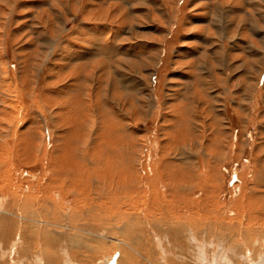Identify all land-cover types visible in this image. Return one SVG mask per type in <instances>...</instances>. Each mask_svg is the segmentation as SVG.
<instances>
[{
    "label": "rangeland",
    "instance_id": "obj_1",
    "mask_svg": "<svg viewBox=\"0 0 264 264\" xmlns=\"http://www.w3.org/2000/svg\"><path fill=\"white\" fill-rule=\"evenodd\" d=\"M0 134V204L36 219L17 226L0 209V264L259 263L264 0H0ZM70 156L88 179L60 204L38 181ZM103 158L118 169L97 172ZM40 190L49 209L24 203ZM51 205L65 214L58 240L35 223L61 221ZM168 221L195 241L170 238Z\"/></svg>",
    "mask_w": 264,
    "mask_h": 264
},
{
    "label": "bare ground",
    "instance_id": "obj_2",
    "mask_svg": "<svg viewBox=\"0 0 264 264\" xmlns=\"http://www.w3.org/2000/svg\"><path fill=\"white\" fill-rule=\"evenodd\" d=\"M151 91V90H150ZM150 93V92H149ZM151 99V98H150ZM107 123V122H106ZM114 124V123H113ZM108 126V125H107ZM3 127V126H2ZM108 128V127H107ZM4 129V128H3ZM3 129L1 130V131H3ZM6 131V130H5ZM4 131V132H5ZM3 132V133H4ZM6 133V132H5ZM1 135V134H0ZM4 137H6V136H4ZM4 140H5V138H3ZM121 140V139H120ZM1 141V140H0ZM120 142V141H119ZM2 143H3V141H2ZM3 145V144H2ZM1 145V146H2ZM200 145V144H199ZM35 147V146H34ZM34 147H32V148H34ZM2 148V147H1ZM75 148V147H74ZM3 149V148H2ZM5 150V149H4ZM77 150V149H76ZM75 150V151H76ZM6 151V150H5ZM76 153V152H75ZM66 154V153H65ZM80 154V153H79ZM76 155V154H75ZM37 157V156H36ZM81 157H82V155H81ZM103 157V156H102ZM101 157V158H102ZM0 158H2L1 156H0ZM75 158H77V156H75ZM74 158V159H75ZM83 158V157H82ZM93 158V157H92ZM110 158V157H109ZM108 158V159H109ZM73 159V157L71 158V156H70V158L68 159V160H66L65 162H64V167L63 168H60L59 166H55V167H53L54 168V170L53 171H51L52 172V174L51 175H49V177L47 176V173L45 172L44 173V177H43V179H40L38 182L39 183H41V184H39V186H40V188L46 183H44V181L45 180H47V182L49 181V182H51V183H53L54 185H56V186H58L59 187V189H58V191L59 192H57V197H58V200H57V202L58 203H60L61 204V201L62 202H64L65 200H66V198H62V190L65 188V186H67V187H69V188H75V190H77V188L75 187L77 184L75 183L77 180H79L80 181V183H81V181H83V179H88L87 178V174L85 173V164H79V165H77V162L75 161ZM84 159V158H83ZM82 159V160H83ZM104 159V158H103ZM182 159V158H181ZM65 160V159H64ZM80 160V159H79ZM95 160H96V158H95ZM145 160V159H144ZM6 161V160H5ZM83 161H85V160H83ZM97 161V160H96ZM99 161H101L100 159H99ZM147 161V160H146ZM184 161V160H183ZM88 162V161H87ZM93 162H94V158H93ZM109 162H111V160L109 161ZM119 162V161H118ZM122 162H124V161H122ZM127 162V161H126ZM131 162V161H130ZM150 162V161H149ZM180 163H183L182 161H179ZM79 163H80V161H79ZM82 163V162H81ZM133 163H134V161H133ZM147 163V162H146ZM145 163V164H146ZM161 163V162H160ZM87 164V163H86ZM96 164V163H95ZM94 164V165H95ZM102 164V163H101ZM112 164V165H111ZM116 164V163H115ZM113 162L112 163H110V164H108V162L107 161H105V159H104V163H103V165H101V167H99V163H98V165L95 167L96 168V171L98 172L100 169H102V175L104 174V173H106L107 172V167L109 168V165H110V167L111 168H115V170H113V172L114 171H116V166H117V164L115 165ZM126 164H128V163H126ZM126 164H125V166L124 167H126ZM130 164V163H129ZM178 164V163H177ZM1 165V164H0ZM135 165V164H134ZM134 165H132V166H134ZM137 165V164H136ZM144 165V164H143ZM155 165V164H154ZM79 166V167H78ZM90 166V165H89ZM88 166V167H89ZM146 166H147V164H146ZM178 166V165H177ZM140 167V166H139ZM143 167H145V165L143 166ZM90 168V167H89ZM128 168H131V167H128ZM136 168V167H135ZM92 169V171L94 170V168H91ZM117 169H118V166H117ZM120 169V168H119ZM148 169V168H147ZM151 169H152V167H151ZM150 169V170H151ZM136 170V169H135ZM146 170V169H145ZM181 170H182V168L181 167H179V171L181 172ZM111 171V170H110ZM148 171V170H147ZM50 171H48V174L49 173H51ZM89 172V171H88ZM100 172V171H99ZM179 172V173H180ZM194 172V171H193ZM195 173H196V171H195ZM96 174V173H95ZM95 174H93V173H91V175L93 176H95ZM124 174V173H123ZM147 174V173H146ZM166 174H169L168 172L166 173ZM166 174H165V176H166ZM198 174V173H197ZM110 175H111V173H110ZM114 175V174H113ZM172 175V174H171ZM3 176V175H2ZM47 176V177H46ZM122 176V175H121ZM173 176V175H172ZM178 176V175H177ZM183 176V175H182ZM200 176V175H199ZM75 177H78L77 179H75ZM90 177V176H89ZM100 177V176H99ZM108 177V176H107ZM106 177V178H107ZM131 177V176H130ZM144 177H146L145 176V174H144ZM151 177V176H150ZM184 177V176H183ZM183 177L181 178L182 180H183ZM91 178V177H90ZM103 178V177H102ZM113 178V177H112ZM95 179V178H94ZM108 179V178H107ZM145 179V178H144ZM184 179H185V177H184ZM193 179V178H192ZM196 179V178H195ZM44 180V181H43ZM96 180V179H95ZM94 180V181H95ZM103 180V179H102ZM104 180H105V178H104ZM109 180V179H108ZM118 180V179H117ZM132 180V179H131ZM147 180V179H146ZM167 180V179H166ZM179 180H180V178H179ZM194 180V179H193ZM122 181V180H121ZM128 181V180H127ZM126 181V182H127ZM132 181H134V180H132ZM132 181H131V183H132ZM150 181V180H149ZM168 181V180H167ZM186 181V180H185ZM202 181H203V179H202ZM99 182V181H98ZM101 182H103V181H101ZM129 182V181H128ZM135 182V181H134ZM171 182H173V181H171ZM176 182V181H175ZM184 182V181H183ZM189 182V181H188ZM50 183V184H51ZM122 183V182H121ZM139 183V182H138ZM156 183V182H155ZM157 183H159V182H157ZM174 183V182H173ZM180 183V182H179ZM181 183H182V181H181ZM49 184V185H50ZM87 184V183H86ZM119 184V183H118ZM143 184H144V181H143ZM185 184V183H184ZM191 184H194V183H191ZM46 185V184H45ZM75 185V186H74ZM104 186H105V184H103ZM134 185V184H133ZM149 185V184H148ZM124 186H125V183H124ZM156 186V185H155ZM185 186H186V184H185ZM184 186V187H185ZM174 187V186H173ZM181 187V186H180ZM190 187V186H189ZM201 187V186H200ZM84 188V187H83ZM116 188V187H115ZM133 188V187H132ZM148 188V187H147ZM166 188V190L167 191H170L168 188H167V186H164V189ZM192 188V187H191ZM37 189H38V187H37ZM48 189H50V188H48ZM54 189H55V187H54ZM53 189V190H54ZM81 189V188H80ZM86 189V188H85ZM85 189H82V190H85ZM121 189V188H120ZM125 189V188H124ZM123 189V190H124ZM72 190V189H71ZM117 190V189H116ZM125 190H127V189H125ZM139 190V189H138ZM148 190V189H147ZM187 190H189V189H187ZM27 191V190H26ZM39 191V190H38ZM37 191V192H38ZM55 191V190H54ZM54 191H52V193L54 192ZM67 191V190H66ZM65 191V192H66ZM172 191V190H171ZM176 194H178L179 192H181L182 191V189H179V188H177V189H175V190H173ZM183 191H185V189L183 190ZM40 192H42V190H40ZM73 192V191H72ZM78 192V191H77ZM83 192V191H82ZM87 192V191H86ZM125 192V191H124ZM146 192V191H145ZM42 193H44L45 194V192H42ZM41 193V194H42ZM68 193H70V192H68ZM119 193V192H118ZM175 193H174V195H175ZM186 193V192H185ZM39 194V193H38ZM73 194V193H72ZM71 194V195H72ZM77 194V193H76ZM120 194V193H119ZM182 194H183V192H182ZM153 195H155L154 197H152L153 199H156L155 200V204L157 203V205L156 206H158L159 204V202H158V200L159 199H161L162 198V196L161 195H159V194H157V193H154ZM17 196V195H16ZM21 196V195H20ZM44 197L43 198H41V200H37V201H35V202H30L29 200H27L28 199V197H25V199H24V203L25 204H32V203H34V205H35V203H39V209H41V207H45V208H48L49 209V207H48V203H47V200H46V194L45 195H43ZM80 196V195H79ZM56 197V198H57ZM101 197V196H100ZM159 199H158V198ZM14 198V197H13ZM18 198V197H17ZM23 198V197H22ZM81 198V197H80ZM113 198V197H112ZM55 199V198H54ZM78 199V198H77ZM138 199V198H137ZM14 200V199H13ZM73 200V199H72ZM85 200V199H84ZM114 201H115V198L113 199ZM112 200V201H113ZM118 200V199H117ZM15 201V200H14ZM19 201H21V200H19ZM119 201V200H118ZM200 201V200H199ZM198 201V202H199ZM54 202V201H53ZM57 202H55V204L57 203ZM67 202V201H66ZM75 202V201H74ZM78 202V201H77ZM119 202H121V201H119ZM123 203V202H122ZM182 203L183 204H181V206H186L185 205V203L182 201ZM187 203V202H186ZM54 204V203H53ZM76 204H78V203H76ZM104 204V203H103ZM115 204V203H114ZM34 205H32V206H34ZM70 205V204H69ZM68 205V206H69ZM75 205V204H74ZM31 206V205H30ZM52 206V208H53V212H54V214L53 215H56L57 214V216H59V218L61 219V221L60 222H55V220H54V222H51V220L49 221V220H47V221H44V220H42L41 222H42V224L40 223V221L39 220H37L35 223L36 224H40V225H46L47 227L48 226H50V228H52V229H50V231H55V233H56V235L57 236H55V240H58L59 238L58 237H62L63 236V234L62 233H60L59 231L60 230H62V227H63V222L65 221L63 218H64V216L63 215H65V214H63L60 210H57L58 208L57 207H55L54 205H51ZM64 206V205H63ZM112 207L113 206H115V207H113L114 209H117V210H119L118 211V215H117V218L119 219V217L121 216V207H123V206H120L119 204H117V205H111ZM167 206V205H166ZM128 207V206H127ZM33 208H35V207H33ZM51 208V209H52ZM76 208V207H75ZM102 208V207H101ZM132 208V207H131ZM157 208V207H156ZM158 208H159V206H158ZM160 208H161V206H160ZM159 208V209H160ZM0 209H4V212H6V215H9V218H13V217H16L15 219H16V221H17V226H20V225H22V223L25 225V224H27V225H29V224H31V223H27V221L29 220L30 222L31 221H35V220H33V217H32V219L31 218H28V217H25V215L24 214H22V212H21V214H14V213H12L10 210H8V209H6V208H3V206H2V204H0ZM63 209H68V210H71L72 212H74L72 209H74V207H73V205H72V207H69V208H63ZM79 209H81V208H79ZM85 209V208H84ZM103 209L104 210H106L105 212L107 213V214H109V213H111V211L112 210H110V207H108V205H105V206H103ZM125 209V208H124ZM130 209V208H129ZM43 210V209H42ZM58 211V212H55V211ZM163 209H161L160 211H162ZM49 211V210H48ZM76 211V210H75ZM101 211V210H100ZM123 211V210H122ZM165 211V210H164ZM163 211V212H164ZM176 211V210H175ZM3 212V211H2ZM2 212H0V214L2 213ZM10 212V213H9ZM115 212V211H114ZM146 212V211H145ZM199 212V211H198ZM65 213V212H64ZM66 213H68V212H66ZM128 213V212H127ZM126 213V211L123 213V216L124 215H128ZM38 214V213H37ZM37 214H35L36 215V217L38 216ZM70 214V213H69ZM133 214V213H132ZM162 214V213H161ZM2 215V214H1ZM4 215V214H3ZM111 215H113V214H111ZM116 215V214H115ZM164 215V214H163ZM200 216H201V214H199ZM73 218H74V215H71ZM71 216H68L67 217V221L66 222H68L69 220H70V218H71ZM96 216V215H95ZM119 216V217H118ZM132 216H134V215H132ZM139 216V215H138ZM6 217V216H5ZM50 217V216H49ZM151 217V216H150ZM199 217V216H198ZM197 217V218H198ZM58 218V217H57ZM111 218V217H110ZM124 217H122V219H123ZM137 218V217H136ZM201 218V217H200ZM52 219V218H51ZM56 219V218H55ZM129 219V218H128ZM137 219H139L138 221L140 222V218H137ZM150 220H151V218H149ZM153 219H155V217L153 218ZM158 219H159V217H158ZM161 219V218H160ZM0 220H2V219H0ZM5 220V219H4ZM9 220V219H8ZM147 220V219H146ZM171 220V219H170ZM201 220V219H200ZM24 221V222H23ZM120 221V220H119ZM134 221H135V217H134ZM148 221V220H147ZM155 222H156V219L154 220ZM158 221V220H157ZM124 222V221H123ZM138 222V223H139ZM169 222V221H168ZM175 222V221H174ZM151 223V222H150ZM149 223V224H150ZM152 223H153V221H152ZM151 223V224H152ZM163 223V222H162ZM167 223V222H166ZM176 223V222H175ZM172 224V223H167V225H168V228H167V230L169 231V237L171 238L173 235H174V233L175 234H182V239L181 238H179L180 240V242L179 243H181V242H183V241H185L184 239H186V240H188L187 238L188 237H186V235H184L183 233H181V232H179V231H181V230H183V228H182V226L181 225H179V223L180 222H177L176 224ZM134 224V223H133ZM180 224H182V223H180ZM39 225V226H40ZM123 225V224H122ZM131 225V224H130ZM129 225V226H130ZM134 225H136V223L134 224ZM156 225H158V224H156ZM156 225L154 226L153 225V227H156ZM166 225V226H167ZM45 226V227H46ZM5 227V225H4V221H2V222H0V228L1 229H3ZM36 227V226H35ZM44 227V228H45ZM74 227V226H73ZM83 227V226H82ZM82 227H80L79 229L78 228H76V229H74V228H72L71 226L69 227V231H71V230H75L76 231V234H78L79 232H82L84 235L83 236H85V237H87V236H89V235H92V233L93 232H91V231H89V230H85L84 228H82ZM131 227V226H130ZM132 227H134V226H132ZM159 227V226H158ZM38 228V227H37ZM123 228V227H122ZM129 228V227H128ZM23 229V228H22ZM29 229V228H28ZM119 229V231L121 230L120 228H118ZM135 229V228H134ZM35 230H37V229H35ZM47 230V229H46ZM45 230V231H46ZM142 230V229H141ZM167 230H166V232H167ZM189 233V237H191L192 239H195V237H194V234H193V231L191 230V229H186ZM185 230V231H186ZM249 230V229H248ZM2 231V230H1ZM27 231V230H26ZM48 231V230H47ZM132 231V230H131ZM133 231H135V230H133ZM132 231V232H133ZM40 232V231H39ZM38 232V233H39ZM73 232V231H72ZM139 232V231H138ZM192 232V233H191ZM260 232V231H259ZM36 233V232H35ZM41 233V232H40ZM135 233V232H134ZM159 233H161V236L159 237V239L161 240V241H166L167 242V240H169L170 238H168L167 236V234L165 233L164 234V232H162V229L160 230V231H157V234H159ZM195 233H197V234H200L199 232H196L195 231ZM70 234V233H69ZM43 235V234H42ZM59 235V236H58ZM71 235V234H70ZM156 235V234H155ZM251 235V234H250ZM257 235H259V234H257ZM13 236V235H12ZM67 236V235H66ZM94 236L97 238V236L98 237H100L101 235L100 234H95L94 233ZM126 236V235H125ZM129 236V235H128ZM178 236V235H177ZM176 236V237H177ZM181 236V235H180ZM195 236H197L196 234H195ZM7 237H8V235H7ZM10 237V236H9ZM68 237H70V236H68ZM68 237L67 238H65V243H66V241H69V240H66V239H68ZM72 237V236H71ZM103 237V236H102ZM101 237V238H102ZM166 237H167V240H165L166 239ZM175 237V236H174ZM198 237V236H197ZM258 237V236H257ZM263 237V236H262ZM21 238V237H20ZM81 237H79L78 239H80ZM249 238V237H248ZM248 238H246L247 240H248ZM6 239V238H5ZM45 239V238H44ZM63 239V238H62ZM74 239H75V237H74ZM129 239V238H128ZM85 240H86V238H85ZM90 240V239H89ZM171 240V239H170ZM177 240H178V238H177ZM63 241V240H62ZM78 241V240H77ZM195 240H188L187 242H186V244L188 245V247L191 245V243L192 242H194ZM21 242V241H20ZM196 242H198L197 240H196ZM74 243H76L75 242V240L74 241H71L70 243L68 242V245H70V247H74L75 245H71V244H74ZM253 243V242H252ZM63 244H64V242H63ZM198 244L200 245V243L198 242ZM197 244V248L199 247V245ZM22 245V244H21ZM67 245V244H66ZM182 245V244H181ZM116 246V245H115ZM64 247V246H63ZM66 247V246H65ZM178 247V246H177ZM184 247V246H183ZM68 248V247H67ZM158 248V247H157ZM180 248V247H179ZM64 249H66V248H63V250ZM128 249V248H127ZM175 249L177 250V248L175 247ZM190 249V248H189ZM199 249V248H198ZM197 249V250H198ZM202 249V248H201ZM238 249V248H237ZM175 250V251H176ZM180 250V249H179ZM185 250V249H184ZM183 249H182V252L184 251ZM221 250H222V248H221ZM36 251V250H35ZM188 251V250H187ZM193 251V250H192ZM223 251V250H222ZM231 251V250H230ZM16 252V251H15ZM46 252V251H45ZM181 252V251H180ZM194 252V254H198V256L196 257L197 259V261H199L200 260V258H201V256H202V254L201 255H199V253L197 252L196 253V251H193ZM194 254H193V256H194ZM18 255V254H17ZM37 257L39 256V253L37 252ZM188 255V254H187ZM190 255V254H189ZM215 255V254H214ZM43 256V255H42ZM124 256V255H123ZM177 256V255H176ZM190 256H192V254L190 255ZM241 256H242V254H241ZM240 256V257H241ZM21 257V256H20ZM189 257V256H188ZM227 257V256H226ZM246 257V256H245ZM16 258V257H15ZM176 258H178V257H176ZM193 258H195V257H193ZM228 258V257H227ZM202 259V258H201ZM16 260V259H15ZM121 260V259H120ZM129 260V259H128ZM168 260V259H167ZM171 260V259H170ZM223 260V259H222ZM225 260V259H224ZM228 260V259H227ZM251 260V259H250ZM42 261V260H41ZM56 261V260H55ZM226 261V260H225ZM246 261V260H245ZM259 263L257 262H252V264H264V259H263V256H262V258L261 259H259ZM184 263V262H183ZM198 263V262H197ZM28 264V263H27ZM46 264V263H45ZM114 264V263H113ZM200 264V263H199ZM251 264V263H250Z\"/></svg>",
    "mask_w": 264,
    "mask_h": 264
}]
</instances>
